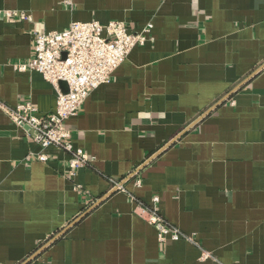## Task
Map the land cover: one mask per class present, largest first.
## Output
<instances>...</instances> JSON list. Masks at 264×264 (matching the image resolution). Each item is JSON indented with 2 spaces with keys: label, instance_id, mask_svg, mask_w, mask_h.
<instances>
[{
  "label": "crops",
  "instance_id": "obj_1",
  "mask_svg": "<svg viewBox=\"0 0 264 264\" xmlns=\"http://www.w3.org/2000/svg\"><path fill=\"white\" fill-rule=\"evenodd\" d=\"M92 20L152 23L153 40L67 120L94 158L73 176L0 107V264H264V0H0V102L54 112L53 84L13 63L35 32ZM155 195L192 240H159L136 208Z\"/></svg>",
  "mask_w": 264,
  "mask_h": 264
},
{
  "label": "built area",
  "instance_id": "obj_2",
  "mask_svg": "<svg viewBox=\"0 0 264 264\" xmlns=\"http://www.w3.org/2000/svg\"><path fill=\"white\" fill-rule=\"evenodd\" d=\"M4 13L9 18L20 16L24 20L30 19L28 14L17 10H6ZM152 28L153 24L149 23L139 32H130L124 21L113 20L103 24L92 20L74 21L62 31L35 32L32 57L28 61L13 63V67L20 72H40L53 84L57 91L55 111L40 115L38 107L31 100L20 101L15 106L0 102L1 109L16 125L24 128L27 136L42 149L57 146L69 152V175H75L78 169L89 165L94 158L83 148L74 146L67 120L79 115L93 90L112 81L115 70L133 48L153 40ZM62 82L67 83L68 91L63 90ZM29 155L43 162L49 161V156L44 152L30 151ZM131 178L135 179L136 185H142L139 169L134 171ZM127 179H112L113 191L126 192ZM159 200L160 197L155 195L150 207L136 200V208H141V214H147L146 220L158 229L159 240L163 242L167 237L192 240L163 218L158 208Z\"/></svg>",
  "mask_w": 264,
  "mask_h": 264
},
{
  "label": "water",
  "instance_id": "obj_3",
  "mask_svg": "<svg viewBox=\"0 0 264 264\" xmlns=\"http://www.w3.org/2000/svg\"><path fill=\"white\" fill-rule=\"evenodd\" d=\"M61 85H62L64 91H68V85L66 82H62Z\"/></svg>",
  "mask_w": 264,
  "mask_h": 264
}]
</instances>
